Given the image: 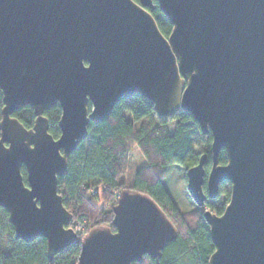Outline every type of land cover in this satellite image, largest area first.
Segmentation results:
<instances>
[{
	"label": "water",
	"instance_id": "1",
	"mask_svg": "<svg viewBox=\"0 0 264 264\" xmlns=\"http://www.w3.org/2000/svg\"><path fill=\"white\" fill-rule=\"evenodd\" d=\"M157 1L168 36L148 10L153 0H0V208L17 238H46L49 257L75 242L58 179L90 122L139 93L159 118L182 110L212 134L206 190L207 154L186 171L200 207L231 183L224 211H203L215 246L207 264H264V0ZM57 104L55 137L44 113ZM25 105L30 128L13 115ZM113 214L114 228L82 238L76 264L142 262L179 234L144 190L123 189Z\"/></svg>",
	"mask_w": 264,
	"mask_h": 264
},
{
	"label": "trees",
	"instance_id": "2",
	"mask_svg": "<svg viewBox=\"0 0 264 264\" xmlns=\"http://www.w3.org/2000/svg\"><path fill=\"white\" fill-rule=\"evenodd\" d=\"M153 2L155 8L148 10L155 17L163 34L168 36L173 24L160 9L158 1ZM3 105V92L0 89V120ZM61 111L57 104L44 113L49 119V131L55 137L60 134ZM13 115L28 128L34 125L36 116L31 105L21 107ZM173 118L176 121L175 128L170 132L169 120L159 118L152 101L139 93L123 97L107 118L90 122L87 137L69 156L67 173L58 179L63 204L72 212L73 221L97 216V221L91 228L112 226V220L107 223V211L98 208L96 201L100 198L105 201L113 199L110 204L113 210L116 196L123 190L119 185L122 184L124 162L132 143L139 145L149 164L136 173L132 190H144L150 194L174 222L179 234L158 257L145 255L142 262L133 264H207L215 249L209 224L203 216L204 208L199 207L192 213L182 214L164 180L171 165H181L187 171L199 162L202 154H207L204 167L208 171L212 164V134L204 135L199 123L185 111L181 110ZM227 160L226 150L222 148L219 162L225 164ZM22 172L26 178L24 167ZM230 193L231 183L222 182L218 199L223 196V201L215 205L209 204V208L214 213L221 214L230 200ZM173 214L184 221L185 229L182 224L175 222ZM83 237L78 232L75 242L49 257L46 238L37 237L32 241L17 238L14 226L8 220L7 210L0 208V264H76Z\"/></svg>",
	"mask_w": 264,
	"mask_h": 264
},
{
	"label": "rangeland",
	"instance_id": "3",
	"mask_svg": "<svg viewBox=\"0 0 264 264\" xmlns=\"http://www.w3.org/2000/svg\"><path fill=\"white\" fill-rule=\"evenodd\" d=\"M126 115L130 117L129 113H126ZM175 122L176 121L174 118L169 119L168 125H169L170 132L174 131ZM124 163L125 165L123 168V172L121 173V181H122L121 183L122 184H120L119 187H121V189H133L132 184H133V179L136 173L141 168L148 166L149 160L144 155L139 145L136 142H134L131 145V148L127 155V159ZM164 180H165L166 186H168L170 191L172 192L174 201L176 202V206L178 207L179 211L182 214L192 213L193 211L197 210V208L200 207L193 201V199L189 195V192L187 189L186 169L183 166L178 165V164L171 165ZM117 197L118 195L116 196V198ZM111 200L113 201V199ZM112 201L110 200L105 201L103 198H100L99 200L96 201V205L98 208L104 211H107L106 213L108 214V221H107L108 224L113 219V215H114L112 208H110V204ZM222 201H223V196H221L219 199L217 196L216 198L210 201V205L219 204ZM201 208H205V207H201ZM172 218L175 220V222H179V224H182L183 229H185L184 221L178 215L173 214ZM96 221H97V216L96 217L88 216L87 217V222L89 223L88 228L85 229L84 221H81V219L79 221V218L76 219L74 223L72 221L70 226L74 228V230L77 231V233L80 232L81 235L85 236L89 231L88 229L91 228L90 226L94 225ZM75 223L77 224L82 223L84 228H80V226L77 224L74 225Z\"/></svg>",
	"mask_w": 264,
	"mask_h": 264
},
{
	"label": "flooded vegetation",
	"instance_id": "4",
	"mask_svg": "<svg viewBox=\"0 0 264 264\" xmlns=\"http://www.w3.org/2000/svg\"><path fill=\"white\" fill-rule=\"evenodd\" d=\"M140 1V0H139ZM149 8H155V7H149ZM220 163V162H219ZM222 164V163H221ZM212 165V164H211ZM211 168V167H210ZM210 170V169H209ZM209 170L208 171H206V169H205V183H204V185L203 186H205L204 188H205V190H206V178H207V174H208V172H209ZM222 182H224V181H222ZM221 182V183H222ZM221 183H220V185H221ZM220 190V189H219ZM219 195V194H218ZM210 201L211 200H209V201H207V203H206V207L205 208H209V204H210Z\"/></svg>",
	"mask_w": 264,
	"mask_h": 264
},
{
	"label": "built area",
	"instance_id": "5",
	"mask_svg": "<svg viewBox=\"0 0 264 264\" xmlns=\"http://www.w3.org/2000/svg\"><path fill=\"white\" fill-rule=\"evenodd\" d=\"M119 197V196H118ZM118 197L116 198V201L118 200ZM80 221V220H79ZM81 221H84V226H85V229L86 228H88V222H87V218H83V219H81ZM73 223H74V221H73ZM78 223V222H77ZM77 223H75L74 225H76ZM77 225H79L80 226V228H84V226H83V224L81 223V224H77Z\"/></svg>",
	"mask_w": 264,
	"mask_h": 264
}]
</instances>
